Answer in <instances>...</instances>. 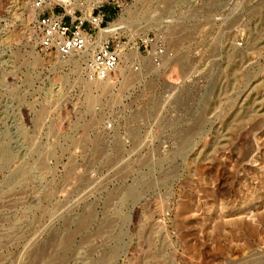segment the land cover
<instances>
[{"label":"rangeland","instance_id":"obj_1","mask_svg":"<svg viewBox=\"0 0 264 264\" xmlns=\"http://www.w3.org/2000/svg\"><path fill=\"white\" fill-rule=\"evenodd\" d=\"M56 2L131 47L90 80L0 0V264H264V0Z\"/></svg>","mask_w":264,"mask_h":264},{"label":"built area","instance_id":"obj_2","mask_svg":"<svg viewBox=\"0 0 264 264\" xmlns=\"http://www.w3.org/2000/svg\"><path fill=\"white\" fill-rule=\"evenodd\" d=\"M36 12L34 28L42 50L56 53L62 57L73 54L90 55L83 62L82 71L90 80H108L116 73L121 56L131 45L123 41L120 27L115 34L99 40L102 30H107L112 14L103 10V2L90 12L80 15L75 10H58V5L52 0H28ZM147 56L157 67L174 58V53L164 43L159 35L147 36L144 39ZM242 45L241 41L237 42ZM138 47V53H140ZM108 128L112 123L107 124Z\"/></svg>","mask_w":264,"mask_h":264},{"label":"bare ground","instance_id":"obj_3","mask_svg":"<svg viewBox=\"0 0 264 264\" xmlns=\"http://www.w3.org/2000/svg\"><path fill=\"white\" fill-rule=\"evenodd\" d=\"M53 2H55V0H52ZM58 1H60V2H62V3H68L70 0H58ZM29 4V3H28ZM165 4V3H164ZM66 6H67V4H66ZM34 15V11H30V15H29V17L31 18L32 16ZM111 23H113V22H111ZM111 25V24H110ZM110 25H109V27H110ZM108 27V28H109ZM106 31H108V30H102L101 32H100V34H99V40H102V39H104V38H106V37H108L110 34H109V31L108 32H106ZM116 31V30H115ZM115 31H114V33L113 34H115ZM113 34H111V35H113ZM70 57H74V56H70ZM119 66V65H118ZM109 86V85H108ZM260 221L261 222H263L264 221V215L261 217V219H260ZM238 225H240V223L238 224ZM237 224H236V226L237 227H239ZM240 227H241V225H240ZM244 227H245V225H244ZM249 230L250 229H255V227L253 226L252 228H251V226H250V228H248ZM251 231V230H250Z\"/></svg>","mask_w":264,"mask_h":264}]
</instances>
